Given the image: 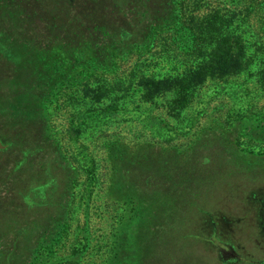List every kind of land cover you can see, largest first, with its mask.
<instances>
[{"label":"rangeland","instance_id":"rangeland-1","mask_svg":"<svg viewBox=\"0 0 264 264\" xmlns=\"http://www.w3.org/2000/svg\"><path fill=\"white\" fill-rule=\"evenodd\" d=\"M20 2L18 22L0 23V260L264 264L253 120L264 115V0H189L203 39L193 57L159 37L115 76L88 75L54 98V78L97 65L90 17L57 12L59 0ZM145 2L144 15L165 0ZM129 6L113 21L139 41L145 19ZM228 35L242 44L235 59L219 46Z\"/></svg>","mask_w":264,"mask_h":264},{"label":"trees","instance_id":"trees-1","mask_svg":"<svg viewBox=\"0 0 264 264\" xmlns=\"http://www.w3.org/2000/svg\"><path fill=\"white\" fill-rule=\"evenodd\" d=\"M70 1L71 0H59L56 11L60 13L63 12V10H70L75 19L80 21L81 18L82 23L84 22L82 18H86L87 16L90 17L89 22L91 24L89 26L83 24V28L86 29V31L89 30L94 36L95 40L92 42L95 44L93 56L97 65L85 69L83 72H80L77 77L70 74L67 77H62L61 80L59 79L60 81L54 78V88L48 89L49 91L47 93L50 98L55 96L66 84L72 85L74 82L78 84H83L86 81L88 82V75L94 74L95 76H100L107 74L115 76L120 65L128 63L134 57H141L144 55L156 43L159 37H164L166 41L168 39L170 49L177 52L181 58L185 59L193 57L199 50V47H201L203 41L196 28L186 19L183 7L189 0H165L163 6L158 7L153 14L146 13V15L143 14L144 11L146 12L145 0H133L135 4L131 2L126 3V0H89V3L88 0H82L85 4H78L81 9L80 11L79 7L77 5L75 7ZM126 4L131 5L127 8L128 10H133L138 16L140 15L145 19V33L139 41L129 39L126 27L120 26L116 21H113ZM20 10V0H0V23H8L9 25L15 24L18 22L17 16ZM99 18L100 20L97 21ZM262 28H264V24ZM84 39L88 40L84 36L79 37L80 42H85ZM219 40L220 49L225 55L232 56L233 59L240 55L242 44L238 36H221L218 41ZM98 57H105V59H107L105 62H103V60H101V62L96 61ZM57 67L53 70L57 75L56 78L59 77L60 73ZM48 83H51L50 79ZM245 113L247 112L245 111L244 114ZM250 113L248 109V114ZM204 114L205 108L198 112L196 121L203 118L205 116ZM234 114H238L240 117L242 113L234 112ZM248 114L244 116H249ZM253 120H255V122H260L257 126L260 131L264 132V115H255V119ZM114 133L115 132H100L96 138L110 136ZM153 140L156 139L152 138V141ZM14 167L16 168L17 164ZM12 254L13 252L10 251L2 253L0 264H8L13 256ZM58 262L59 261L55 260L52 264H57Z\"/></svg>","mask_w":264,"mask_h":264}]
</instances>
